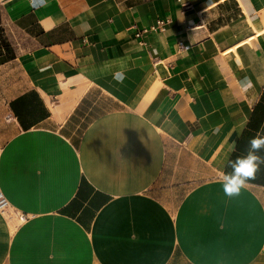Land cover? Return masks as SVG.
<instances>
[{
    "label": "crops",
    "instance_id": "0c3cea01",
    "mask_svg": "<svg viewBox=\"0 0 264 264\" xmlns=\"http://www.w3.org/2000/svg\"><path fill=\"white\" fill-rule=\"evenodd\" d=\"M2 32L0 264H264V165L221 185L264 134V0H0Z\"/></svg>",
    "mask_w": 264,
    "mask_h": 264
},
{
    "label": "clouds",
    "instance_id": "9594fccd",
    "mask_svg": "<svg viewBox=\"0 0 264 264\" xmlns=\"http://www.w3.org/2000/svg\"><path fill=\"white\" fill-rule=\"evenodd\" d=\"M250 82L245 81L244 87L247 88ZM264 149V134L260 131L250 139L247 155L238 156L235 160H230L228 166L231 167L230 173L222 176L221 185L223 193L228 198H234L241 194L247 182L255 178V174L264 165V156L257 153ZM231 151L235 150V144Z\"/></svg>",
    "mask_w": 264,
    "mask_h": 264
},
{
    "label": "built area",
    "instance_id": "2783aa9c",
    "mask_svg": "<svg viewBox=\"0 0 264 264\" xmlns=\"http://www.w3.org/2000/svg\"><path fill=\"white\" fill-rule=\"evenodd\" d=\"M170 20L166 19H158L152 26L145 29V31H161L164 32L167 29V25ZM141 35V32L138 33V36ZM181 49H188L189 46H185L182 42L179 44ZM11 208V204L8 199L5 197L4 193L0 189V211H6ZM21 220H24L25 217L23 215L20 216Z\"/></svg>",
    "mask_w": 264,
    "mask_h": 264
},
{
    "label": "rangeland",
    "instance_id": "374dc122",
    "mask_svg": "<svg viewBox=\"0 0 264 264\" xmlns=\"http://www.w3.org/2000/svg\"><path fill=\"white\" fill-rule=\"evenodd\" d=\"M0 37H1V38L4 37V33H3V32L0 33ZM0 213H2V214H6L7 217H9V218H16V216L14 215V213H12V212L10 211V209H9V210H6V211H0ZM17 221H18V220H17Z\"/></svg>",
    "mask_w": 264,
    "mask_h": 264
},
{
    "label": "trees",
    "instance_id": "16d2710c",
    "mask_svg": "<svg viewBox=\"0 0 264 264\" xmlns=\"http://www.w3.org/2000/svg\"><path fill=\"white\" fill-rule=\"evenodd\" d=\"M3 43H4V42H3ZM4 59H5V58H4ZM0 61H4V60L1 59Z\"/></svg>",
    "mask_w": 264,
    "mask_h": 264
}]
</instances>
